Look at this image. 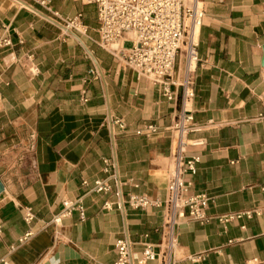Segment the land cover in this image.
I'll list each match as a JSON object with an SVG mask.
<instances>
[{
  "label": "crops",
  "instance_id": "0c3cea01",
  "mask_svg": "<svg viewBox=\"0 0 264 264\" xmlns=\"http://www.w3.org/2000/svg\"><path fill=\"white\" fill-rule=\"evenodd\" d=\"M204 7L184 153L200 162L184 179L187 195L209 197L207 221L169 224L180 89L168 100L100 47L96 5L52 0L55 18L37 0H0V264H114L124 238L135 260L154 244L150 264H264V0ZM78 15L84 32L71 30L83 44L66 32ZM186 63L177 60V84ZM98 180L110 191L96 192ZM133 194L157 205L134 210ZM79 198L85 220L75 211L56 225L63 202ZM228 215L241 216L220 221Z\"/></svg>",
  "mask_w": 264,
  "mask_h": 264
},
{
  "label": "built area",
  "instance_id": "2783aa9c",
  "mask_svg": "<svg viewBox=\"0 0 264 264\" xmlns=\"http://www.w3.org/2000/svg\"><path fill=\"white\" fill-rule=\"evenodd\" d=\"M85 4L97 6L98 20L100 23L99 46L108 50L117 58L122 66L134 70L138 78H146L160 85L164 96L173 100L176 94L172 86L180 89V114L173 126L174 136L179 133L177 152L174 155V168L170 172L167 186L166 207L168 210L169 224H172L176 217L190 218L199 222H206V210L209 204V197L204 193L187 195L192 182H187L184 176L187 173L195 174L196 166L200 162L198 156L184 159L187 142L186 132L189 129V122L193 120L192 100L194 89L190 74L192 61L195 66L198 61L199 30L204 24L205 7L204 0H80ZM52 0H37V3L47 12L57 18L58 14L50 9ZM51 19V18H50ZM81 15H78L66 22L67 30L71 29L81 33L84 28L80 23ZM132 43L127 48L125 44ZM3 46H10L9 39L3 40ZM184 55L187 59V76L184 81H174L176 63L178 58ZM147 132L154 133V126H148ZM141 134V132H138ZM94 190L98 193L109 192L110 186L107 182L98 180L94 183ZM118 196L120 194L118 193ZM125 203V202H124ZM134 209H146L157 205L146 195L133 194L127 201ZM111 204L106 203L105 208L111 209ZM121 208V203L119 204ZM77 211L80 221L85 220V209L82 200H65L63 209L54 218V223L59 225L63 219L72 216ZM241 215H228L220 218L223 223L230 222ZM247 216H250L248 213ZM34 215L30 210L26 211L25 220L31 223ZM26 234L20 243L28 239ZM176 245L174 234H169L168 250ZM131 241L124 238L116 242L115 248L118 258L114 264H150L157 260L155 245L145 244V248L139 259H134L131 249Z\"/></svg>",
  "mask_w": 264,
  "mask_h": 264
},
{
  "label": "water",
  "instance_id": "95a60500",
  "mask_svg": "<svg viewBox=\"0 0 264 264\" xmlns=\"http://www.w3.org/2000/svg\"><path fill=\"white\" fill-rule=\"evenodd\" d=\"M28 7H30L29 5H27ZM32 8V7H30ZM34 9V8H32ZM37 13H39L40 15H42L43 17H45L46 19L51 20L49 17H47L46 15L42 14L41 12L37 11L36 9H34ZM69 31V30H68ZM72 35H74L80 42L81 40L79 39V37H77L73 32L69 31ZM82 43V42H81ZM83 44V43H82ZM87 52L90 54V56L95 60L94 56L91 54V52L87 49ZM97 63V62H96ZM262 66L264 67V46H263V59H262ZM111 119V118H110ZM112 121V120H111ZM112 126V124H111ZM113 127V126H112ZM4 190V187L2 185V183L0 182V193ZM121 208L124 210V200L123 197L121 196Z\"/></svg>",
  "mask_w": 264,
  "mask_h": 264
},
{
  "label": "bare ground",
  "instance_id": "6f19581e",
  "mask_svg": "<svg viewBox=\"0 0 264 264\" xmlns=\"http://www.w3.org/2000/svg\"><path fill=\"white\" fill-rule=\"evenodd\" d=\"M66 32H69L67 29H66ZM70 33V32H69ZM195 67V61H192V69ZM180 134L176 132L175 134V137H174V144H173V152L176 153L177 152V146H178V138L180 137L179 136ZM184 142L186 143V139H184ZM174 165V164H173Z\"/></svg>",
  "mask_w": 264,
  "mask_h": 264
},
{
  "label": "rangeland",
  "instance_id": "374dc122",
  "mask_svg": "<svg viewBox=\"0 0 264 264\" xmlns=\"http://www.w3.org/2000/svg\"><path fill=\"white\" fill-rule=\"evenodd\" d=\"M125 46H126L127 48H130V47H132V43L127 42V43L125 44Z\"/></svg>",
  "mask_w": 264,
  "mask_h": 264
}]
</instances>
